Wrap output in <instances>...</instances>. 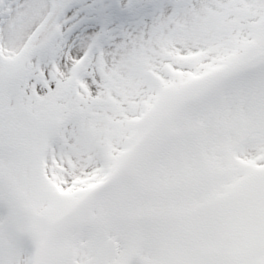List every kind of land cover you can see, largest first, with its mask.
<instances>
[{
  "label": "snow or ice",
  "instance_id": "1",
  "mask_svg": "<svg viewBox=\"0 0 264 264\" xmlns=\"http://www.w3.org/2000/svg\"><path fill=\"white\" fill-rule=\"evenodd\" d=\"M0 264H264V0H0Z\"/></svg>",
  "mask_w": 264,
  "mask_h": 264
}]
</instances>
